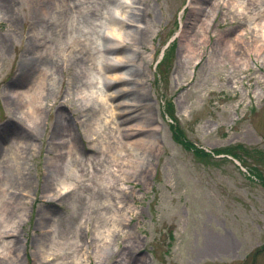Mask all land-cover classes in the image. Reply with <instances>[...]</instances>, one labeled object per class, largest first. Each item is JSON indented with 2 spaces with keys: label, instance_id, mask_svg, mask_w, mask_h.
<instances>
[{
  "label": "rangeland",
  "instance_id": "obj_1",
  "mask_svg": "<svg viewBox=\"0 0 264 264\" xmlns=\"http://www.w3.org/2000/svg\"><path fill=\"white\" fill-rule=\"evenodd\" d=\"M88 1L85 7L100 13L95 15L98 34L80 22L81 32L69 34L64 19L74 13L68 6L42 24L45 44L59 65L55 49L63 51L72 34L94 47L102 43L118 47L101 35L111 29L117 32L120 24L107 25L102 13L108 10L114 19L120 8ZM132 1L124 4L140 9H134L141 19L131 30H146L141 42L145 52L138 43L135 53L118 48L122 53L93 50V56L96 60L108 56L114 62L123 54L131 56L137 77L114 82L122 71L101 72L100 65L91 62L88 77L105 78L111 85L82 83L71 90L67 75L59 70L54 92L47 97L50 110L47 106L32 138L35 147L23 153L30 184L8 186L14 192L11 197L17 196L27 213L16 223L15 232L0 234V264H264V155L254 156L264 152V49L256 51L257 27L249 20L263 9L250 0H244L248 4L244 10L230 4L242 0H203V10L192 14L189 2L196 0ZM22 2L8 0L7 15L21 17ZM1 34L7 45L4 53L0 51V151L9 150L11 160L19 153L15 142L21 136V123L13 116L16 100L8 101L6 94L30 83L23 75L15 79V61L23 53L16 45L29 43L28 29L22 21L15 28V21L5 19ZM184 40L189 49L183 47ZM81 88L96 100L95 112H86L85 125L76 120L82 113L76 111L75 101L67 100ZM135 88L144 94L153 125L123 138L116 121L125 108L119 104L128 102L132 96L125 93ZM105 94H111L107 102L98 103ZM60 112L78 135L72 132L80 155L74 163L61 153L57 170L70 171L72 176L64 180L68 188L62 189L60 181L55 186L68 192L59 201H45L44 174L53 154L48 149ZM76 123L79 130H87L86 135L78 134ZM149 136L154 139L150 149L138 147L132 154L128 146L123 149L125 141ZM58 150L68 149L59 145ZM11 163L15 161L3 164L4 175ZM15 188L23 192L17 195ZM113 210L116 217H111ZM7 240L12 254L6 255L1 246Z\"/></svg>",
  "mask_w": 264,
  "mask_h": 264
},
{
  "label": "bare ground",
  "instance_id": "obj_2",
  "mask_svg": "<svg viewBox=\"0 0 264 264\" xmlns=\"http://www.w3.org/2000/svg\"><path fill=\"white\" fill-rule=\"evenodd\" d=\"M106 6H111V4L116 5L121 10V14H117L114 19L109 15V11L106 10L102 14L104 15L105 20L107 21V25H112L115 23L120 24V29L116 32L115 30L111 29V32L107 31L105 34L101 35L106 42H110L112 40L113 43H116L118 47L112 46L110 44H101L99 47H94L93 43L83 42L78 36H74L73 34L70 35V41L67 42L66 48L63 51L55 49V52H58L59 58L61 61V65L58 64L57 59L54 57V51L49 48L45 44V35L43 32V25L47 23L53 15L57 17L61 13V9L64 6L70 7L73 11V15L69 16L67 19H64L65 25L71 34L72 32H81L79 22L85 24V27H89L91 32L94 34H98L95 30L100 24L96 22L97 17L95 16L96 13L100 14L96 8H88L85 7L86 4L89 2L88 0H23L22 2V11L21 17L17 15L15 17L8 16L9 6L7 5L8 0H0V23L5 19H12L15 21V28L17 27L19 21H22L23 25L27 26L28 34L26 36V40H29L27 45H16V47H20L23 49V53L21 56L17 58L15 61V65L17 67L15 79L19 78L20 76H26L30 78V83L24 89L15 90L12 92V95L6 94V98L8 101L17 103V111L13 113L15 114V119L20 121V138L17 139L15 143H18L19 153H16L12 156L11 160L15 161V163H11L10 165H6L4 170L7 171V174H3V164L11 161L9 158V150L3 153V148L0 153V217L2 218V224L0 225V234H9L10 232L16 231V223L22 221L27 213V208L23 205V203L17 199H13L10 194L14 192L8 187L10 186L9 183L17 184H30L29 180V168L26 162V156L23 155L26 150L31 152L35 147L33 141V137L37 134L38 130L41 127L43 121L44 111H46V107L48 106V110H50V105H47V97L54 92V86L57 83V73L59 70L66 74L68 77L67 81V89H73L76 87L75 84H82L85 85H93V86H101L106 87L111 85L107 79L93 80L88 77L89 73L92 71L91 69V62H96L100 65L99 70L103 71H122L119 76H116L113 81L114 82H132L137 77L136 74L132 71L135 67L133 58L127 57L124 54L117 58L114 62L111 57L104 56L103 58L99 57V61L96 60V57L93 56V50H96L99 53H104L105 55L114 54V53H122L118 48L125 49L129 48L131 52L135 53L138 52L137 44L140 43L142 52H145L146 46L141 44L144 40V35L146 30L143 28L137 27L136 30H131L132 27L135 26V23L138 22L139 14L134 11V9L138 7L131 6L127 3L126 0H101ZM130 3H135L132 0H127ZM142 0H137L136 3H141ZM255 5L261 6L260 9L264 11V0H250ZM202 3L203 0H196V2H189V5L192 6V14L196 10L202 11ZM230 4H236L242 10L246 9V5L248 6L247 2L244 0L238 2L234 1ZM231 5V6H232ZM128 8L130 11H125L121 8L124 7ZM54 10V12L52 11ZM140 10V9H139ZM138 10V11H139ZM261 11V10H260ZM53 12V13H52ZM128 13V14H127ZM122 14H126L128 19L126 20ZM263 14V15H262ZM262 14H258V16H253L249 18L252 22L253 28L257 27L253 33V37L255 38L254 43H256V51L264 49V12ZM208 16H211L210 13ZM81 19V21L79 20ZM56 20V19H55ZM257 21V22H256ZM256 22V23H255ZM61 26L62 24L59 23ZM65 27V28H66ZM105 27V24H104ZM61 28H63L61 26ZM207 28V27H206ZM122 31V33H121ZM124 35V36H123ZM181 36V35H180ZM182 37H184L182 35ZM86 40V39H85ZM183 47L187 48L189 46L188 40H184ZM7 43L5 41L4 35H0V51L4 53L5 47ZM88 45V46H87ZM94 48V49H93ZM98 48V49H97ZM42 49V50H41ZM189 49V48H187ZM41 50V51H40ZM135 51V52H134ZM66 52L67 54H64ZM97 55V54H96ZM93 56V57H92ZM125 72V73H123ZM128 76V77H124ZM87 75V78H83ZM104 75V73L102 74ZM101 75V76H102ZM132 77V78H130ZM75 78L78 81H75ZM83 78V79H82ZM16 82V81H15ZM140 82L136 81V84H140ZM80 86L78 85L79 88ZM76 96L67 98V100H74V105L77 106L76 111L78 113H82V115H78L76 120L79 118L81 119L82 123H85L89 120L86 112L94 113V100L95 96L87 95L84 92V89L81 88V92L75 90ZM125 92V91H123ZM127 92V91H126ZM93 93V92H92ZM129 93V92H128ZM127 96H132L129 101L131 102H122L119 104L125 111L120 112L118 115V120L116 121L119 124L117 130L124 131L123 138H131L139 134L140 132L151 130L152 120L148 115V105L145 103L144 94L139 92L138 89H133ZM113 94V93H112ZM111 95V94H110ZM110 95L102 96V99L98 101V103H106L107 99ZM118 96V94H117ZM107 98V99H106ZM96 101V100H95ZM87 102V103H85ZM24 107V110H23ZM1 109V106H0ZM13 112V110H11ZM75 112V111H74ZM83 118V119H82ZM18 121V122H19ZM79 121V125L81 122ZM76 123L77 131L79 135H86L87 130L83 128V130H79V126ZM55 128L54 132H52V136L50 139L49 145V152L53 153L51 157L47 159L50 161L48 168L44 174L45 182H44V190L48 192L43 197L45 201H59L61 198L65 196L68 190L64 192L58 190L55 185L60 181V187L62 189L68 188L65 184L67 178L72 176L70 171H63L57 170L58 161H61V153L68 157L70 161L74 163L78 162L77 154L80 155L78 150L74 148L72 139L75 136H78L74 129L71 128L69 122H67V117L63 113H58L57 120L55 121ZM121 126H123L121 128ZM134 130L133 133L128 134L125 133L126 131ZM72 132H75V136L72 135ZM31 137V141H29V136ZM131 135V136H130ZM133 135V136H132ZM56 136L58 138H56ZM122 137V135H120ZM58 140V142L56 141ZM154 139L149 136V139H140L135 142H126L124 143V147H129V153H133L138 147H144V151L146 149H150L153 146ZM57 145H54V144ZM93 144V143H92ZM59 145L66 146L68 149L66 152L65 150H58ZM71 145V146H70ZM17 145L15 144V147ZM1 150V146H0ZM122 151V150H121ZM124 155V154H123ZM143 155V154H142ZM22 157V161H21ZM60 157V158H59ZM74 157V159H72ZM121 157V156H120ZM119 157V158H120ZM25 158V159H24ZM138 158H141L138 157ZM123 163L127 166H130V162L124 158ZM52 168V169H51ZM54 168V169H53ZM122 172V171H121ZM123 173V172H122ZM18 180V181H15ZM56 187V188H55ZM58 191V192H57ZM23 191L19 192V189L15 188V193L20 195ZM50 192H53L50 194ZM10 193V194H9ZM26 195V194H22ZM23 200V198H21ZM25 200V199H24ZM121 204V202H119ZM116 211L113 210L111 217H116ZM42 217V216H40ZM49 217H47L48 219ZM50 219V218H49ZM41 221L43 219L40 218ZM52 226L45 227L44 229H48ZM103 227H106L103 225ZM107 233L109 232V228H105ZM49 231H52L49 229ZM2 252H5L7 255L12 254L11 252V241L7 240L1 246Z\"/></svg>",
  "mask_w": 264,
  "mask_h": 264
},
{
  "label": "trees",
  "instance_id": "obj_3",
  "mask_svg": "<svg viewBox=\"0 0 264 264\" xmlns=\"http://www.w3.org/2000/svg\"><path fill=\"white\" fill-rule=\"evenodd\" d=\"M191 146H192V149H194L196 152H200L199 149L195 148L193 145H191ZM262 155H264V154L263 153H260V155H258L257 157H262ZM254 156H256V155H254Z\"/></svg>",
  "mask_w": 264,
  "mask_h": 264
}]
</instances>
